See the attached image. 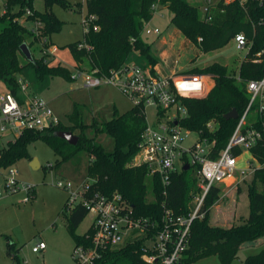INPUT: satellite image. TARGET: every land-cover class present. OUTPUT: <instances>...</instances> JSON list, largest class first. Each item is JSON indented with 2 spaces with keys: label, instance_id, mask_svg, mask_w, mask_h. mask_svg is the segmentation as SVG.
<instances>
[{
  "label": "trees",
  "instance_id": "obj_1",
  "mask_svg": "<svg viewBox=\"0 0 264 264\" xmlns=\"http://www.w3.org/2000/svg\"><path fill=\"white\" fill-rule=\"evenodd\" d=\"M35 1L6 0L5 13L0 14V81L5 82L14 95L19 91L18 78L28 70L33 71L35 86L39 88L45 87L48 80L56 77L73 80L72 72L55 64V59L46 53L51 34L62 27V21L52 12L53 5L66 8L70 5L65 0H41L44 4V11L41 12L35 9ZM157 5L171 11V25L203 54L224 48L238 34L242 33L247 38L249 49L239 66L238 76L219 63L194 69L191 73L211 76L214 85L205 96L181 98L187 116L180 121V125L197 132L201 139L213 142L211 157L215 158L226 148L249 104L248 83L264 77V1L236 0L225 3V0H219L206 16H202L198 8L187 0H89L87 11L97 16L99 29L84 35V42L92 49L90 52L79 49L77 43L68 45L76 68L108 75L123 67L134 51H139L154 71L158 60L152 56L151 46L143 41L142 29L145 23L152 20V8ZM27 11L32 13L26 17L27 21L40 23L38 34L33 32V27L24 25L23 18ZM40 43L41 58L33 56V62L24 61L21 46L27 44L31 50ZM80 106L83 105H73L68 124L60 122L42 131H23L2 150L0 168L7 169L25 158L33 160L28 147L41 140L60 157L53 168L58 169L79 154L86 153L89 162L85 178L94 181L92 191L106 196L121 194L133 207L136 217L161 223L164 215L162 203L165 200L175 217H187L192 210L191 201L199 193L198 169L192 167L175 174L167 189V197L163 195L160 180L149 177L144 166L135 164L147 127L145 114L135 107L119 113L114 107L109 118L96 119L93 116L92 122L86 123ZM234 109L239 118L227 120L225 115ZM208 124L213 125V130L207 127ZM89 129L94 131V137L87 136ZM61 131L73 134L78 131V143L71 145L59 138L57 133ZM99 135L113 141L112 151H107L96 142ZM251 152L260 162H264V140ZM235 154L240 155L241 151L237 150ZM248 192L250 214L246 221L242 225L218 227L210 224V212L220 200L221 189L212 188L201 209L204 216L193 221L186 250L177 264H193L211 256H216L221 264H231L244 245L264 238V169L255 172ZM61 214L67 218V228L75 246L87 245L88 232L83 235L77 233L88 216L87 210L78 205L69 212L66 201ZM5 240L7 254L20 264L16 243L9 236H5ZM143 243L142 240L109 250L94 264H148L142 259ZM243 264H264V249L246 258Z\"/></svg>",
  "mask_w": 264,
  "mask_h": 264
},
{
  "label": "built area",
  "instance_id": "obj_2",
  "mask_svg": "<svg viewBox=\"0 0 264 264\" xmlns=\"http://www.w3.org/2000/svg\"><path fill=\"white\" fill-rule=\"evenodd\" d=\"M88 1L83 0L82 4H87ZM234 1L236 0H225V3ZM212 7V1L208 0L203 9L204 16ZM159 10L158 5L154 6L153 16ZM3 13L5 8L0 14ZM31 14L27 11L23 21H27L26 17ZM151 21L144 24L142 36L161 33L159 28H150ZM82 25L84 35L89 34L91 30H98L97 16L87 12V15L82 16ZM39 26V22L33 23L32 29L35 34H38ZM234 42L238 49H249L247 38L242 33L235 36ZM77 46L79 49H86L87 52L92 50L84 41ZM46 53L50 54L49 49ZM53 53L54 49L51 54ZM204 76L191 73L161 77L152 69L137 63H126L108 75H99L97 71L82 69H76L72 74L73 80L81 79L83 86L89 89L115 87L133 107L140 109L144 114L146 108L156 109V121L154 125L147 123L135 164L144 166L149 177L160 180L165 197L168 195L167 189L173 176L184 170L186 165L189 169L192 167L198 169L199 188L194 207L187 217H175L165 200L162 203L164 215L161 223H158L149 218L136 217L133 207L121 194L106 196L94 193L91 189L94 181L91 179L82 182L56 181L55 186L64 189L69 195L68 211L71 212L80 205L87 210L92 219L87 230L89 243L74 247L73 257L79 264H94L105 252L142 240L144 241L142 259L146 263L153 264L159 261L160 264H177L186 250L193 221L204 216L201 209L212 188H220L227 182H231L229 187L238 185L241 181H246L249 175L253 178L257 170L264 169V162H260L251 152L253 148L262 145L264 140V77L248 83L249 104L226 148L217 157H211L214 143L205 138H200L189 149L182 147L184 141L182 131L185 128L180 125V121L187 116V110L182 105L181 98L205 96ZM17 83L19 86L17 94L9 91L0 98V141L7 135H14L17 138L25 130L42 131L61 122L44 100L37 95H26L28 86L21 78H18ZM21 94L25 97L23 98ZM207 127L213 130L212 124H208ZM2 150L0 148V158ZM237 150L241 151L240 155L235 154ZM245 153L248 157L241 166L240 161ZM7 169L9 171L5 176V182H0V199L18 191L28 192V186L19 184L18 172L11 167ZM1 170L3 169L0 168ZM238 173L242 176L241 179L237 177ZM149 242H153L152 249L148 246ZM46 248L45 242L40 241L32 248V252L41 253Z\"/></svg>",
  "mask_w": 264,
  "mask_h": 264
},
{
  "label": "rangeland",
  "instance_id": "obj_3",
  "mask_svg": "<svg viewBox=\"0 0 264 264\" xmlns=\"http://www.w3.org/2000/svg\"><path fill=\"white\" fill-rule=\"evenodd\" d=\"M82 1L65 0L69 3V8L58 4L52 7V12L62 21V27L58 32L51 34L49 55L51 59H55V64L68 68L72 74H74L76 66L68 45L73 43L78 45L84 41L82 16L87 15L88 11L87 4H82ZM187 1L197 7L199 13L204 16L203 9L208 0ZM211 1L214 6L219 0ZM5 3L6 0H0V13L3 12ZM34 6L38 11H44V4L41 0H36ZM171 17V11L160 8L153 16L150 28H159L161 33L142 36L145 44L151 46V54L158 59L157 66L160 71H158L159 73L155 71L157 75L167 77L191 74L194 69H202L213 63L225 65L230 72L235 73L236 76L239 75V66L248 53V49H238L233 40L222 49L203 54L185 38L183 33L171 25ZM24 25L32 28L33 23L25 21ZM41 46V43L36 44L31 49V53L36 59L41 58L43 54L40 50ZM54 48L57 51L51 54ZM134 52L141 56L139 51ZM143 59H139L138 65L151 69L146 59ZM23 60L26 61L24 58ZM33 78L34 74L31 71L26 82V86H28L26 95L32 94L33 91L37 94L36 91L40 89L33 86ZM204 85L205 94H207L214 85V79L205 75ZM7 93H9V89L6 83L0 81V98ZM38 94V97L49 105L54 115L65 124H68V115L74 104L83 105L80 106V111L84 113L86 123L92 122L93 116L96 119L109 118L110 112L106 105H109L113 110L112 104H116L119 113H124L133 107L132 103L115 87L103 86L89 89L83 86L81 79L76 81H68L61 77L50 79ZM156 112V109L146 108L148 124L154 125ZM77 134L78 131L74 135L77 136ZM86 134L91 137L95 136L94 131L90 129ZM182 137H184L182 143L184 149H189L200 140L197 132L187 129H183ZM15 139L14 135H7L0 141V146L6 147L9 142H13ZM96 142L107 151L113 150V141L107 136L99 135ZM28 153L32 159L38 160L39 168L33 169L32 160L26 158L19 160L11 168L18 172L19 184L28 186L29 191H18L0 199V264H17L7 254L5 236L11 237L16 243L20 264H79L73 257L75 242L67 228V218L65 214H61L69 195L64 189L55 186V183L58 180L77 182L85 180L89 157L86 153H81L76 159L57 169L51 166H54L60 157L45 142L40 140L32 143L28 147ZM247 157L248 155L245 153L240 161L241 166ZM8 171L9 169L0 171V182H5ZM237 177L242 178L239 173ZM251 181L252 176L249 175L246 181H241L238 185L229 187L231 182L221 185L220 200L210 212L211 225L230 227L242 225L246 221L250 214L248 186ZM195 196L191 201L192 209ZM149 200L152 201L150 198ZM91 221V216L88 215L77 229V233L85 234ZM40 241L45 242L47 248L41 253H33L32 248ZM148 246L152 249L153 242H149ZM263 249L264 238L256 243L246 244L240 249L238 257L231 264H243L246 258L259 254ZM193 264L221 263L216 256H211Z\"/></svg>",
  "mask_w": 264,
  "mask_h": 264
},
{
  "label": "water",
  "instance_id": "obj_4",
  "mask_svg": "<svg viewBox=\"0 0 264 264\" xmlns=\"http://www.w3.org/2000/svg\"><path fill=\"white\" fill-rule=\"evenodd\" d=\"M20 50H21V53L24 55V57H25V59L27 61H29V62H33L34 61V58H33V55L31 53V50H30V48H29V46L27 44H23L21 46ZM225 118L227 120H237L239 118V114L234 109L230 113L226 114ZM57 136L59 138H61V139L66 140L71 145H76L78 143V141H79V137L78 136H76L73 133L68 132V131L58 132ZM31 166L33 167V169H37V168L40 167V164H39L37 159H33L32 162H31ZM184 170H189V166L186 165L184 167Z\"/></svg>",
  "mask_w": 264,
  "mask_h": 264
},
{
  "label": "crops",
  "instance_id": "obj_5",
  "mask_svg": "<svg viewBox=\"0 0 264 264\" xmlns=\"http://www.w3.org/2000/svg\"><path fill=\"white\" fill-rule=\"evenodd\" d=\"M33 27V26H32ZM55 51H57L56 50V48H54V53H55ZM135 52H133L132 53V55H131V57H130V59L127 61V63H139L138 61H139V59H141V60H144L143 59V57L142 56H140L139 54H137V53H135ZM153 56V55H152ZM154 57V56H153ZM155 58V57H154ZM157 59V58H156ZM158 60V59H157ZM146 65V64H145ZM75 66H76V62H75ZM76 68V67H75ZM77 69V68H76ZM151 69H152V67H151ZM155 71H160V69H159V66H155L154 67V72ZM30 72H31V70H28L23 76H20L19 78H21L22 80H23V82L26 84V82H27V80H28V77H29V75H30ZM157 72H155L156 74H157ZM159 73V72H158ZM34 74V73H33ZM28 85H30L29 83H28ZM33 86H35V76H34V78H33ZM42 88H44V87H42ZM42 88H40L38 91H36L34 88V90L37 92V94L33 91V89H32V91H33V93L32 94H29V95H31V96H35V95H39L38 94V92L42 89ZM21 96L24 98L25 97V95L24 94H21ZM113 105V107H115V109H117V107H116V104H112ZM106 108L109 110V112H110V116H111V114H112V110L110 109V106L109 105H106ZM118 110V109H117ZM130 110V109H129ZM118 112H119V110H118ZM127 112V111H126ZM121 113V112H120ZM125 113V112H124ZM0 148H2V149H4L5 147H2V146H0ZM215 207V206H214Z\"/></svg>",
  "mask_w": 264,
  "mask_h": 264
}]
</instances>
